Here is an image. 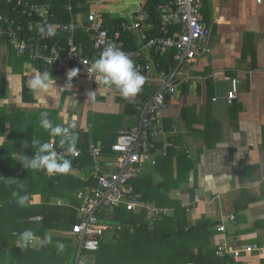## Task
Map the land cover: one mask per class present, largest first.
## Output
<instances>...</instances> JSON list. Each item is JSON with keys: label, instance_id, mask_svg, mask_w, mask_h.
<instances>
[{"label": "crops", "instance_id": "1", "mask_svg": "<svg viewBox=\"0 0 264 264\" xmlns=\"http://www.w3.org/2000/svg\"><path fill=\"white\" fill-rule=\"evenodd\" d=\"M132 1L118 2V6L113 0H104L101 5L110 14H117L120 9L129 10L127 14H117V18L126 20L138 9L141 0H137V4ZM257 1L208 0L204 5L200 18L211 29V52L194 64L182 66L188 81L170 96L168 108L161 112V133L156 137L158 148L164 141L172 139L176 149L167 157H157L155 166L146 165L134 181L141 201L168 211L167 217L152 225L161 239L168 238L169 242H165L169 245L167 248L177 251L174 264H211L220 240H226L233 251L241 252L247 245L258 247V251L246 252L237 262L231 259L232 264H264V0ZM248 45L254 51L253 63L245 52ZM21 59L0 45V116L12 118L14 125L32 122L31 132L35 134L44 132L39 129L40 112H44L54 126L65 127L69 137H73L72 130L84 134L93 127L100 132L107 130L101 134L102 139L108 133L125 132L137 122L135 114L124 115L125 105L144 101L155 89V85H143L140 92L143 99L136 95L127 102L124 98L120 103L115 100L118 89L96 88L94 97L79 93L83 95L84 103L79 115L74 111L67 114V109L76 101L70 96L64 97L61 91L60 95L59 92L32 90L28 81L40 72ZM161 59L168 63L167 57ZM22 80L26 87L24 99ZM232 80L238 83V92L236 99L228 103L224 98ZM107 95L112 97L107 99ZM62 112L64 116L60 124ZM51 113L56 114L55 120L51 119ZM90 113L95 116L91 119L93 121ZM130 117L134 119L133 125L126 121ZM96 118L109 122L99 119L96 122ZM5 121L6 126L2 127L0 123V146L15 145L13 140L20 128L16 125L12 136L8 120ZM171 129L177 133L169 134ZM21 139L24 138L18 140ZM53 139L55 137L50 136V142H54ZM79 141L82 138L75 143ZM65 175L76 174L69 170ZM40 203L41 196L33 195L28 203L23 202L17 207L18 219L8 223L33 221L36 216L28 217V206ZM136 215L139 216L136 218L138 225L146 223L143 211ZM230 217H233L232 221ZM111 219L116 222L112 227L121 226L113 214ZM218 226L225 230L218 232ZM46 234L54 238L71 236L74 251L66 264L72 262L76 244L71 232L48 230ZM36 239L32 244L40 245V240ZM84 260L87 262L85 256Z\"/></svg>", "mask_w": 264, "mask_h": 264}, {"label": "built area", "instance_id": "2", "mask_svg": "<svg viewBox=\"0 0 264 264\" xmlns=\"http://www.w3.org/2000/svg\"><path fill=\"white\" fill-rule=\"evenodd\" d=\"M103 1L84 0L85 12L75 16L68 0L66 10L70 20L67 23L56 19L49 22L48 19L53 16H49V5L25 2L22 15H26L28 19L43 18L42 22L37 23L38 29L44 27L47 30L51 26L56 34L62 32L60 39L53 44H47L45 41L48 37L37 34L33 44V36L28 42L18 40L16 31L34 30V24L30 21L23 26H16L15 33H11V42L15 43L13 50L17 55L26 57L28 64L41 63L44 69L52 70L57 76L71 80L81 78L89 85L97 87L104 83L98 75L90 76L88 67L99 57L106 44L114 43L130 55L137 70L145 78L144 85H155L150 96L134 105L137 122L117 136L109 154L104 156L100 147L92 144L88 146L87 152L93 159L89 172L73 167L72 162L79 158L81 151L65 150L54 143L55 150L71 161V172L74 171L85 182L90 178L96 181V185H88L77 191V197L81 200L77 211L79 221L71 229L76 252L69 264H86L84 252L93 253L99 249L106 225L98 222L94 214L97 210L124 206L128 212L143 211L150 227L153 222L161 221L169 215L167 210L141 201V195L136 191L133 182L142 174L146 165L155 166L157 157H167L170 151L176 149L172 139L164 141L160 148L156 146V137L161 133V112L169 105L166 96H174L178 86L188 81L182 66L194 64L211 52V29L200 18V12L208 0H166L157 5L156 22L150 21L144 4H139L138 9L130 13L126 20L109 27L105 25L99 9ZM78 33L80 34L77 36ZM81 34L86 36L87 44L86 40H80ZM41 43L44 44L40 45ZM161 57H167L168 63H163ZM72 69H78L73 78L74 73H69ZM236 96L237 82L232 80L225 100L232 103ZM176 133L175 129H171L169 134ZM232 219L230 217V221ZM33 221H39V218ZM216 230L223 232L225 228L218 226ZM241 251L256 252L258 247L247 245ZM240 253L238 250H231L226 240H220L215 256L220 259L227 257L237 262Z\"/></svg>", "mask_w": 264, "mask_h": 264}, {"label": "trees", "instance_id": "3", "mask_svg": "<svg viewBox=\"0 0 264 264\" xmlns=\"http://www.w3.org/2000/svg\"><path fill=\"white\" fill-rule=\"evenodd\" d=\"M25 2L29 4L49 5V16L51 17L53 15L52 18L48 19L49 22L51 19H56L62 23H67L70 20V16L66 10L68 0H3L0 2V45H3L7 51L15 52L13 50L15 43L11 42V33H15L16 26H23L27 21L34 24V30L32 32L16 31L18 40L28 42L31 36H33V40H31V44H33L37 38V34H40L37 23L42 22L44 19H38V17L28 19L26 15H22V6ZM164 2L165 0H141L140 4H144L145 10L149 14L150 21L156 22L158 21L156 11L157 5ZM70 3L75 16L80 14L78 13L79 11L86 9L85 4H83L84 0H70ZM101 7L99 8L100 10L102 9ZM103 11L101 10V13L105 22V16L110 13ZM121 20L124 19L117 18L115 20L106 21V25L111 26L119 24L122 22ZM61 33L62 32L48 37L45 43H55L60 39ZM79 34L80 33H78L77 36ZM80 40H86V44L88 43L86 36L83 34L80 35ZM43 44L44 43H41L40 45ZM246 49L251 50L247 51ZM246 49L245 52L250 56L251 62L253 63L255 61L254 51H252L249 45ZM21 58V60H27L24 56H21ZM26 62L29 63V61ZM32 65H34L35 69L40 73L48 71L51 76H56L52 70L44 69L41 63ZM160 65L162 66V63ZM253 67H255V64ZM1 79L0 76V80ZM22 81V98L24 99L26 87L24 80ZM1 90L2 86L0 85V91ZM137 96L139 99L144 98L141 93ZM118 100L121 102L124 101L123 98H118ZM133 107L134 105L132 103L126 104L124 115H134L135 111ZM120 117L115 118L114 121H117ZM6 119L8 120L7 124H9V130H11L13 136L17 124L14 125V123H12V118L7 116L1 118L0 116L2 127L6 126ZM101 121L109 122L106 120ZM17 126L20 129L16 131V139L13 140V144L15 145L0 146V264H66L71 260L73 255V239L71 236H64L55 238L50 237V240H46L48 237L46 233L48 230L71 232L73 225L79 221L77 211L81 206V200L77 197L76 192L85 186L96 185V181L90 178L88 182H85L78 178L77 175H65V173L49 174L43 169H32L27 167L26 157L31 158L32 155L36 154L43 143L50 142L49 138L52 135L45 132L42 134L31 132L32 122L18 124ZM72 131L75 140L82 138V141H79V143L74 142V147L72 141H66L61 144L60 141L62 138L60 136H55V140L53 139V141L56 145H60V147L65 150L74 148L79 149L82 153L79 158L75 159L72 163L84 172L90 171V162H93L92 157L88 155L87 147L90 144H93L95 147H100L102 154L105 156L110 153L111 146L116 136L121 133H108L104 135V139H102L100 138L101 134L107 133V130L100 132L99 129L93 127L89 132L84 134H78L75 130ZM109 136L110 139H108ZM19 138L24 139L18 140ZM25 141H27V147L23 146ZM32 141L35 142L32 143ZM13 154H16V156L13 157ZM3 174L4 177L2 178ZM33 195H40L41 203L39 205L28 206V209H30L28 217L36 216L39 218V221L27 222L26 220L24 222L16 221L14 224H9L8 222L12 219H18H16V214L17 207L21 204V198L26 197L23 202L28 203V200ZM122 208V206L112 209L105 207L94 213L98 222L101 225H106V230L103 231L100 239L99 249L93 252H98V255L93 257V260L89 259L85 263L174 264L173 259L177 255V251L173 248H167L169 246L167 244L169 242L168 238L166 240L161 239L158 236L156 228L153 229V225L150 227L145 221L138 225V219L136 218L139 216L136 215V212L127 211L131 213L128 215L126 209L124 208L123 210ZM112 214L116 216L117 222L121 223V226L116 228L112 227V223H116L111 219ZM26 229L32 230L35 237L40 240L38 241L40 245L32 244L34 239L27 244L21 240L20 234ZM141 237L146 238L140 240ZM135 240H139L140 243L136 244ZM104 245L112 247V249L110 251H105L102 249ZM84 254H89V252H84ZM193 264L197 263L193 262ZM211 264H232V261L227 257L223 259L215 257Z\"/></svg>", "mask_w": 264, "mask_h": 264}, {"label": "clouds", "instance_id": "4", "mask_svg": "<svg viewBox=\"0 0 264 264\" xmlns=\"http://www.w3.org/2000/svg\"><path fill=\"white\" fill-rule=\"evenodd\" d=\"M39 31L45 37H51L56 34L51 26H48L47 30L41 27ZM69 73H74L73 78L77 75L78 69H72ZM88 73L92 77L98 75L105 85L118 89L124 98L138 95L145 83L144 76L137 70L135 62L131 59L130 55L126 54L114 43H108L104 46L99 57L88 67ZM51 77L48 71L35 74L28 81V86L34 91H46L50 87L49 81ZM95 93L90 92L88 96L94 97ZM40 123L44 129L50 130V134L53 137L60 136L62 138L61 144L70 139L74 147L75 137H68L66 135L67 129L61 125L54 126L53 122L46 115ZM34 142L32 141V143ZM23 146H28L27 141H25ZM26 159L27 167L43 169L49 174L67 173L72 167L71 161L65 159L55 150L54 142L43 143L36 154L32 155L31 158L26 157ZM25 199L26 197H22L21 203ZM20 237L25 244L36 238L31 229L24 230L20 234ZM46 240H50V237H47ZM241 253L247 254L244 251H241Z\"/></svg>", "mask_w": 264, "mask_h": 264}, {"label": "rangeland", "instance_id": "5", "mask_svg": "<svg viewBox=\"0 0 264 264\" xmlns=\"http://www.w3.org/2000/svg\"><path fill=\"white\" fill-rule=\"evenodd\" d=\"M124 2V1H128V0H113V2L115 3V4H117L118 6L120 5V3H118V2ZM132 2H135V4H137V0H133ZM125 3V2H124ZM102 5H104V4H102ZM102 9L104 8V10H106V8L104 7V6H102L101 7ZM128 11L129 10H125V9H120V10H118L116 13L117 14H122V15H124V14H127L128 13ZM84 12V10H81V11H79L78 13H83ZM117 14H108L107 16H105V19H106V21H111V20H115V19H117V17H118V15ZM106 21L104 22L105 23V25H106ZM106 26H108L109 27V25H106ZM49 84H50V87L46 90V91H48L49 93H53V94H56L57 92H59V94L61 95V93H60V91L62 92V94L64 95V97H67V96H70L71 98H72V101H76V104L74 103V104H72L71 105V108L70 109H67V114H70V112L71 111H74L75 112V114L76 115H79V113H80V109H81V105L82 104H84L83 103V95L82 94H79V93H84V94H89L90 92H93V91H95L96 90V88L98 89V90H108V88H111V87H109V86H107V85H105V84H103L102 86H95L94 87V89H93V86H91V85H89L88 83H86V82H84V81H82L81 80V78L80 79H78V81H76V80H71V79H68V78H63V77H60V76H52L51 78H50V81H49ZM231 84H232V81H231ZM71 86V87H70ZM68 87H70V89H68L67 90V88ZM104 87V88H103ZM116 90V89H115ZM97 91V90H96ZM111 92V94H112V91H110ZM116 92V91H115ZM237 92H238V83H237ZM118 93V94H117ZM116 94H117V97L118 98H123L124 99V97H122L121 96V94H120V92L118 91ZM58 94V93H57ZM109 96V97H108ZM114 96V95H113ZM63 97V98H64ZM110 97H112V96H110V95H107V99H109ZM169 97V99H170V96H168ZM118 98H116L115 100L116 101H119L120 103H121V101L120 100H118ZM169 99L167 100V101H169ZM126 100V102L127 101H129V99L128 98H126L125 99ZM65 102H66V100H65ZM117 104V103H116ZM45 113L44 112H40V117H39V119H40V121L45 117V115H44ZM62 115H60V118H59V122H60V124H62V118H63V112L61 113ZM50 117H51V119L52 120H55L56 119V114H54V113H51L50 114ZM93 117H95L93 114H91L90 113V120L93 118ZM99 119V118H98ZM98 119L96 118L94 121H98ZM100 120V119H99ZM40 121H38V124H39V129H41L42 130V132L44 131L45 133H47V134H50V130H46V129H44L42 126H41V123H40ZM91 121H93V120H91ZM127 122H128V124L129 125H133V121H134V119L132 118V117H130V118H128L127 120H126ZM65 126V125H64ZM65 128V127H64ZM117 138V137H116ZM116 140V139H115ZM133 185H134V182H133ZM63 191H64V189H63ZM79 203V202H78ZM102 249L103 250H105V251H110L111 249H112V247H109V246H106V245H104L103 247H102ZM101 249V250H102ZM251 253V252H250ZM253 253H255V252H253ZM258 254V253H257ZM256 254V255H257ZM98 255V252L97 253H89V254H84V256L86 257V259L87 260H89V259H92L93 257H95V256H97ZM248 256H250L249 254H248Z\"/></svg>", "mask_w": 264, "mask_h": 264}, {"label": "water", "instance_id": "6", "mask_svg": "<svg viewBox=\"0 0 264 264\" xmlns=\"http://www.w3.org/2000/svg\"><path fill=\"white\" fill-rule=\"evenodd\" d=\"M1 1H3V0H0V2H1ZM168 99H169V97H168V96H166V100H168ZM240 255H241V256H245V254H244V253H241Z\"/></svg>", "mask_w": 264, "mask_h": 264}, {"label": "bare ground", "instance_id": "7", "mask_svg": "<svg viewBox=\"0 0 264 264\" xmlns=\"http://www.w3.org/2000/svg\"><path fill=\"white\" fill-rule=\"evenodd\" d=\"M88 149V148H87ZM82 153V152H81ZM143 197V196H142Z\"/></svg>", "mask_w": 264, "mask_h": 264}]
</instances>
